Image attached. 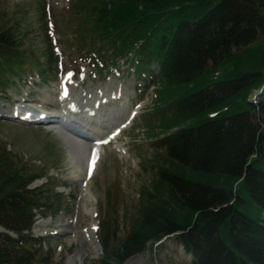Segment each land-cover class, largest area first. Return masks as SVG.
<instances>
[{
  "label": "trees",
  "instance_id": "16d2710c",
  "mask_svg": "<svg viewBox=\"0 0 264 264\" xmlns=\"http://www.w3.org/2000/svg\"><path fill=\"white\" fill-rule=\"evenodd\" d=\"M80 10L81 28L105 51L134 49L159 62L158 126L177 127L162 140L163 163L140 189L131 227L112 244L104 235L93 264H124L173 234L192 264H264V214L243 210L252 204L264 213V0H88ZM22 49L0 25V86ZM12 154L0 148V225L20 239L0 235V264H49L50 254L23 233L35 208L54 204L48 187L28 188L47 171ZM210 176L232 182L217 186Z\"/></svg>",
  "mask_w": 264,
  "mask_h": 264
},
{
  "label": "rangeland",
  "instance_id": "374dc122",
  "mask_svg": "<svg viewBox=\"0 0 264 264\" xmlns=\"http://www.w3.org/2000/svg\"><path fill=\"white\" fill-rule=\"evenodd\" d=\"M82 1L88 2V0H0V25L11 28L23 43L19 63L11 70L26 69L27 73L34 74L30 75L27 83L22 86L10 87L0 92V109H8L13 100H19L21 96L27 97V92L32 91L27 97L29 101L25 102L26 104L52 115L55 113L59 83L58 67L53 65L43 78L34 67L29 68L31 61L45 52L41 34L44 11L49 32L53 33L56 30L53 39L57 40H53V46L60 54V59H63L65 69L82 67L86 69L87 79L83 87L77 89V95L82 94V98L89 94L96 96L107 85L127 86L126 81L131 79L116 74L115 68L108 65L110 59L106 57L103 64L107 65L111 72H106L107 70L102 73L96 72V65H100L102 60H95L94 53L91 52L96 50L93 49L95 42L87 41L89 37L85 34L84 28H81V20L86 19L80 10ZM258 43H252L250 46ZM89 46L91 49L87 51L88 53H83ZM99 62L100 64H97ZM34 81H37L36 88L34 86L29 88L28 84ZM156 89L157 86H154L143 92L142 104L143 107L144 105L147 107L145 110L141 109V113L132 124L118 137L120 142L118 148L124 146L127 152L117 151L112 144L111 147L107 146V149L102 150V158H99L94 176L89 180L85 176L87 154L85 152L91 142L80 143L73 137L65 138L59 130L46 129L44 126H26L15 121L0 120V148L6 147L21 165L32 167L34 172H40L42 169L51 172L53 184L44 195H49L54 204L50 209L42 207L35 210L37 216L41 218L37 219L41 222V228L40 226L35 228L37 223L34 225L35 231L39 233L43 226H47L42 218H49L47 230L57 228L60 232L46 236L47 241L43 243L44 249H51L52 252L49 264H93L104 252L103 246L97 241L99 235L104 233L109 236L108 242L112 244L131 227L132 218L139 204L140 189L151 184L156 176L155 165L163 163L161 157L165 155V148L155 142L157 131L153 125L159 124L158 105L155 101ZM105 93L106 96L111 95L110 90H105ZM37 94H40L42 101H36L39 97ZM8 97L10 102L5 101ZM129 107L131 109L132 104ZM115 109L120 111L119 106ZM125 113L127 114V108ZM123 117L126 118L125 115ZM149 135H152V138H148ZM76 144L80 145L83 154L76 149L74 146ZM224 179L229 181L230 177H209L211 183L217 186L221 185ZM48 180H34L29 187L44 186L49 183ZM243 210L254 217L264 214L252 204L244 206ZM37 232L33 233L37 235ZM173 242V239H168L158 245H150L146 251L132 256L124 264H191V257L180 248L174 249ZM89 246L95 247L94 253H90ZM84 250L89 254L83 260H79L75 254Z\"/></svg>",
  "mask_w": 264,
  "mask_h": 264
},
{
  "label": "bare ground",
  "instance_id": "6f19581e",
  "mask_svg": "<svg viewBox=\"0 0 264 264\" xmlns=\"http://www.w3.org/2000/svg\"><path fill=\"white\" fill-rule=\"evenodd\" d=\"M69 90H65V92L67 93ZM64 93V92H63ZM111 99V96H107ZM87 100V99H86ZM84 103L82 104L83 106H86L87 110L91 109L94 107V104H99L100 103V99L98 100H92L93 102V105H87L89 101H83ZM60 106H64V103H59ZM72 105V104H71ZM96 108H98V113H96L95 115H91L90 117L89 116H85L84 119L86 120V122H93L90 126L92 128V130H90L92 132V134H95L97 138H102L106 135V130H109L111 127H114L115 125L117 126H120L126 121V118L124 119L123 115L122 116H117V115H114L115 114V111L114 109L112 108H107L105 110V108H102L101 105H99V107H97V105H95ZM77 107V106H75ZM74 107V108H75ZM120 107V110L121 111H124L126 110V107L125 106H119ZM64 115H69L68 113H64ZM99 125H104L106 126L103 130H98L96 131V129L98 128ZM86 126V125H85ZM97 127V128H96ZM85 129H87L86 127H84ZM116 128V127H115ZM115 128H111L110 129V132L113 130H115ZM75 140V139H74ZM76 147V149H79L81 151V153L83 154L82 152V149L80 148V145L79 144H76L74 145ZM78 147V148H77ZM105 148H107V146H105ZM79 151V152H80ZM81 154V155H82ZM37 225H36V229L40 226L41 222L39 220H37ZM35 223V224H36ZM43 224V223H42ZM41 228V226L39 227ZM90 249V253H94L95 252V247L93 246H89ZM86 250H84L83 252L81 251H78L75 256L79 259V260H83L86 255H88L89 253H87V251L85 252ZM87 253V254H85Z\"/></svg>",
  "mask_w": 264,
  "mask_h": 264
}]
</instances>
